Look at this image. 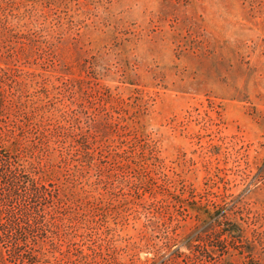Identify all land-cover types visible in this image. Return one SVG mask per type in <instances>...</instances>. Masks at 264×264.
I'll return each instance as SVG.
<instances>
[{"label": "rangeland", "instance_id": "obj_1", "mask_svg": "<svg viewBox=\"0 0 264 264\" xmlns=\"http://www.w3.org/2000/svg\"><path fill=\"white\" fill-rule=\"evenodd\" d=\"M5 27L45 40L23 69L50 128L85 127L83 77L121 133L116 160L73 161L71 138L34 152L101 213L72 231L101 259L39 264H264V0H0Z\"/></svg>", "mask_w": 264, "mask_h": 264}, {"label": "trees", "instance_id": "obj_2", "mask_svg": "<svg viewBox=\"0 0 264 264\" xmlns=\"http://www.w3.org/2000/svg\"><path fill=\"white\" fill-rule=\"evenodd\" d=\"M4 31L12 33L8 42L1 40L3 32L0 34V264H6L7 259L10 264H39L42 259H101L100 250L82 248L72 234L76 224L95 229L101 223L99 207L91 214V210L85 213L81 211L84 208L70 204V197L60 192L48 166L41 164V155L35 159L33 154L36 150L46 153L50 137L62 144L71 138L64 147L73 161L89 164L96 152L116 160L120 151L112 149L106 138L112 133L121 136L118 123L104 107L103 90L76 77L68 85L80 95L85 127L77 119L76 130L58 122L50 128L45 118L37 115L42 107L26 91V80L34 74L23 69L45 40H40L37 32L28 38L16 27H5ZM112 164L119 167L118 162ZM86 236L91 237V233ZM55 238L58 242H53Z\"/></svg>", "mask_w": 264, "mask_h": 264}]
</instances>
